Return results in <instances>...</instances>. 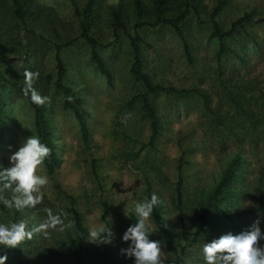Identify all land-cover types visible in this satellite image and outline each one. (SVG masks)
<instances>
[{
	"label": "rangeland",
	"instance_id": "1",
	"mask_svg": "<svg viewBox=\"0 0 264 264\" xmlns=\"http://www.w3.org/2000/svg\"><path fill=\"white\" fill-rule=\"evenodd\" d=\"M38 1L52 6L64 20L75 21L69 0ZM144 1L149 4V0ZM83 2L76 0L78 5ZM132 2L102 0L98 9L93 34L107 44L101 55L110 70V79L89 61L88 49L80 40L62 50L67 69L64 82L87 113L88 135L83 138L74 113L62 106L61 95L51 93L48 111L58 165L52 174L43 164L37 169V175L47 180L40 190L41 202L20 210L17 223L24 221L29 231L37 229L50 218L51 208L68 210L71 197L90 231L111 228V245L121 253L128 243L122 237L133 218L137 220L135 205L156 193L160 201L156 206L179 251L185 246L181 222L191 239L197 201L207 195L226 166L237 158L235 177L219 206L233 214L246 213L230 220L215 211L212 219L218 228L210 240L250 231L258 222L261 238L257 246L264 250V214L256 210L257 195L264 192V136L258 131L247 136V122L243 128L231 124L234 133H230L228 121L227 125L218 124L212 115L214 110L234 114L224 90L231 92L236 85H242L241 90L254 88L248 102L250 112L257 114L264 108V0H228L216 19L223 30L238 18L249 19L226 39L228 51L221 56L217 54V39L211 37L209 15L214 0H202L199 15L189 13L183 26L185 40L165 25L135 27ZM171 2L169 14H174L178 1ZM119 4L126 10L128 34L140 38L144 71L154 83L187 90L150 95L158 117V136L153 145H148L151 129L140 104H129L143 87L130 72L132 53L127 35L122 31L114 35L110 26L108 11ZM186 43L189 54L185 52ZM46 67L51 72L54 69L52 53L46 58ZM5 114L0 158L8 169L13 166L10 157L35 131L33 113L25 99L9 102ZM234 116L240 120L237 114ZM179 175L181 211L176 203ZM117 211L123 219H118ZM146 225L149 240L158 242L151 216ZM42 231L45 237L46 228ZM204 244L207 243L188 245L189 254L182 256V264H206ZM160 245L162 264L174 261ZM7 253L11 257L13 251Z\"/></svg>",
	"mask_w": 264,
	"mask_h": 264
},
{
	"label": "trees",
	"instance_id": "2",
	"mask_svg": "<svg viewBox=\"0 0 264 264\" xmlns=\"http://www.w3.org/2000/svg\"><path fill=\"white\" fill-rule=\"evenodd\" d=\"M69 1L75 19L73 22L64 20L52 6L38 0H0V141L6 128V106L9 102L17 99H25L33 113L35 136L51 149L50 156L45 158L43 162L48 174H52L58 165L54 135L49 119V101L40 106L33 103L30 96L25 97L23 95L22 89L25 87L23 72L25 70L39 72L34 88L42 97L49 98L51 93L61 95L62 106L74 113L84 139L88 135L85 122L87 113L81 107V100L74 96L71 88L64 82L67 69L62 60L61 52L64 48H69L80 40L87 47L89 61L95 65L96 69L107 79H110L111 75L101 55V49L107 47V44L101 43L93 34L102 0H84L81 5H78L76 0ZM177 1L175 13L169 14L171 0H149V4L144 0H133L132 13L136 20L134 26L155 27L165 25L171 28L178 37L184 39L183 26L187 17L191 12L199 15L202 0ZM214 1V7L209 15V21L212 24L211 37L217 39L219 43L217 54L221 56L228 51L225 44L226 39L231 37L236 28H242L243 21H248L249 16L238 18L228 30H223L216 19L228 0ZM108 17L114 35L119 31L127 35L132 53L130 72L135 81L143 87V91L134 95L129 104L136 102L140 104L151 129L148 145H153L158 136V117L151 103L150 95L157 92L186 93L187 90H177L154 83L144 71L140 38L128 34L126 10L121 4L110 8ZM185 52L189 54L187 43L185 44ZM51 53L54 58L52 72L46 67V58ZM242 87V85H236L231 92L224 90V95L231 101L234 114H230L228 111L221 114L214 110L212 112L213 120H216L218 124H228L226 128L230 133H234V126L243 128L244 122H247L248 126L244 129L247 136H253L257 131L258 134L264 136V108L257 114L250 112L248 102L253 98L251 93L254 88L241 90ZM69 96L72 97L71 102L67 99ZM236 114L240 120L235 118L234 115ZM225 121H228L227 124ZM231 124L234 125L232 128ZM237 165V158H234L223 170L217 184L207 195L197 201L195 207L196 224L191 239L188 237L185 223L181 222V235L185 240V246L181 250L178 251L159 208L154 207L151 222L156 232V238L174 257V261L167 262V264H182V256L189 254L188 245L191 243L193 245L211 243L212 232L218 228L212 219V214L215 211L219 212L225 219L230 220L236 215L246 213L242 211L233 214L219 206L235 177ZM3 169L7 168L3 159L0 158V171ZM13 195L12 189L0 191V197L4 199L11 200ZM74 203L75 200L69 197L70 207L68 210L51 208L50 217L55 218L56 223L55 227H46L45 237H43V229H41L34 232L31 239H25L16 248L0 246V257H7L6 264H135V257L129 258L122 252L114 251L111 243L90 242V230L84 225L81 213ZM176 203L177 209L181 211V204L183 203L181 175H179L176 183ZM256 210L264 214L263 191L257 195ZM116 216L119 220L123 219V215L119 211L116 212ZM19 219L20 210L14 207L7 208L0 201V224L10 226L17 223ZM136 222V219L133 218L132 225ZM49 223L50 218L48 217L45 224ZM39 239L42 240L41 243ZM130 244V241L125 244L123 250L128 249ZM10 250L13 251L11 257L7 253Z\"/></svg>",
	"mask_w": 264,
	"mask_h": 264
},
{
	"label": "clouds",
	"instance_id": "3",
	"mask_svg": "<svg viewBox=\"0 0 264 264\" xmlns=\"http://www.w3.org/2000/svg\"><path fill=\"white\" fill-rule=\"evenodd\" d=\"M25 87L23 95L29 97L33 103L43 106L49 98L42 97L34 88L39 72L25 70L23 72ZM72 101V97H67ZM51 149L43 144L38 137L33 135L10 157L12 167L0 171V191L12 189L14 192L11 200L0 197V201L7 208L14 207L23 210L34 207L41 202V188L47 183L45 177L37 175V169L49 157ZM156 193L150 200L135 205L137 222L130 226L124 233V242H131L126 250H122L129 258L135 257V264H162L161 245L159 242L150 241L146 222L153 213L154 207L159 203ZM125 215L128 216L125 209ZM55 218L50 217L49 224L40 225L39 229L26 230V223L20 221L10 226L0 224V246L8 248L18 247L25 239H31L34 232L46 227H55ZM102 233V235H101ZM111 228L105 227L99 231H90V242L111 243ZM261 231L258 222L250 231L239 235H224L211 243L204 244L203 254L206 264H264V250L260 249L258 241ZM7 257H0V264H6Z\"/></svg>",
	"mask_w": 264,
	"mask_h": 264
}]
</instances>
